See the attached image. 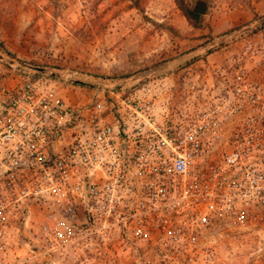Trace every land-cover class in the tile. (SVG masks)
<instances>
[{
  "label": "built area",
  "instance_id": "1",
  "mask_svg": "<svg viewBox=\"0 0 264 264\" xmlns=\"http://www.w3.org/2000/svg\"><path fill=\"white\" fill-rule=\"evenodd\" d=\"M9 62L0 54V261L37 212L53 220L39 225L46 253L74 242L69 228L135 264H203L208 232L264 219V85L250 73L178 123L136 81L74 101L52 80L72 74Z\"/></svg>",
  "mask_w": 264,
  "mask_h": 264
},
{
  "label": "rangeland",
  "instance_id": "2",
  "mask_svg": "<svg viewBox=\"0 0 264 264\" xmlns=\"http://www.w3.org/2000/svg\"><path fill=\"white\" fill-rule=\"evenodd\" d=\"M208 2L207 13L191 18L192 0H0V54L27 73L72 74L73 85L52 80L74 101L111 81H136L180 123L236 71L264 85V0ZM45 221L53 223L33 214L0 264H135L99 235L69 228L74 242L46 253ZM204 241L203 264H264V219L223 223Z\"/></svg>",
  "mask_w": 264,
  "mask_h": 264
},
{
  "label": "water",
  "instance_id": "3",
  "mask_svg": "<svg viewBox=\"0 0 264 264\" xmlns=\"http://www.w3.org/2000/svg\"><path fill=\"white\" fill-rule=\"evenodd\" d=\"M209 2L208 0H192V12L205 14L208 12Z\"/></svg>",
  "mask_w": 264,
  "mask_h": 264
},
{
  "label": "flooded vegetation",
  "instance_id": "4",
  "mask_svg": "<svg viewBox=\"0 0 264 264\" xmlns=\"http://www.w3.org/2000/svg\"><path fill=\"white\" fill-rule=\"evenodd\" d=\"M209 9V8H208ZM193 14H194V16H198V17H200L202 14H200V13H197V12H192Z\"/></svg>",
  "mask_w": 264,
  "mask_h": 264
},
{
  "label": "trees",
  "instance_id": "5",
  "mask_svg": "<svg viewBox=\"0 0 264 264\" xmlns=\"http://www.w3.org/2000/svg\"><path fill=\"white\" fill-rule=\"evenodd\" d=\"M188 13H189V15L191 16V18H193L192 16H193L194 14L192 13V11L188 10Z\"/></svg>",
  "mask_w": 264,
  "mask_h": 264
}]
</instances>
